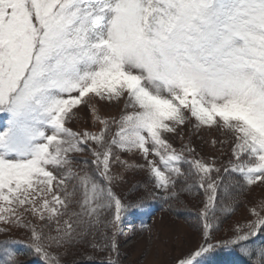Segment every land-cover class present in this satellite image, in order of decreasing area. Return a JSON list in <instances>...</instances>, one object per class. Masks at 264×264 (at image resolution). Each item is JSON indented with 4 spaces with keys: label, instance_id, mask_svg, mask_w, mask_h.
<instances>
[{
    "label": "snow or ice",
    "instance_id": "obj_1",
    "mask_svg": "<svg viewBox=\"0 0 264 264\" xmlns=\"http://www.w3.org/2000/svg\"><path fill=\"white\" fill-rule=\"evenodd\" d=\"M82 109L91 128L74 130ZM0 113V264H64L80 247L121 264L128 216L178 211L182 194L199 200L200 240L175 264H264V196L241 200L264 187V0H0ZM186 125L225 136L211 143L231 145L227 162L175 147ZM128 171L148 179L122 195Z\"/></svg>",
    "mask_w": 264,
    "mask_h": 264
},
{
    "label": "rangeland",
    "instance_id": "obj_2",
    "mask_svg": "<svg viewBox=\"0 0 264 264\" xmlns=\"http://www.w3.org/2000/svg\"><path fill=\"white\" fill-rule=\"evenodd\" d=\"M93 2V0H89ZM123 107V104H108L102 103L100 105L102 115H118ZM8 116L0 113V130L6 126ZM70 127L74 130H80L83 128H91V118L88 114L87 109L81 110V119L73 122ZM183 140L177 135L171 137V140L175 147L180 148L182 144L191 142L193 148L198 153L205 157H214L219 163H223L230 154L231 145H212V140H221L226 137L223 136L218 130L215 129H202L199 132L191 130V125H186L183 129ZM223 149V151H221ZM124 159L134 160L141 162L138 156L124 155ZM78 159L91 160V156L85 154L84 156L78 157ZM126 183H123L117 187L116 191L122 195L129 193L133 188V185L145 182L148 179L146 171H128L124 173ZM143 189L134 192V196H139ZM134 196L129 198H134ZM264 196V187H252L251 191L243 196L244 202L251 205L255 200ZM241 199V200H242ZM182 204H177L178 211L162 210L155 212L152 224L147 227L146 230L141 229L138 231L144 235L129 239L130 235L124 233L119 237L120 241V253H121V264H175L176 260L183 257L185 254L195 249L199 243V233L194 229L193 224L195 223V217L197 209L199 207L198 198H194L189 194H182ZM152 204L146 206L144 209L134 212L126 220H133L135 218L147 219L150 215ZM191 216L190 219H185V216ZM247 215V210L242 204V208L239 212L228 218L222 231L217 234V239H222L226 235H230L228 231L236 220H242ZM124 221V223L126 222ZM124 225V224H123ZM15 237L19 238L24 235L22 230H17L12 233ZM6 237L0 235V240ZM92 250L86 247L70 249L68 254L64 258V264H87L86 261L81 259L83 253H91ZM226 255V253H223ZM93 255L99 257L106 255L105 253H93ZM217 255V254H216ZM230 260H225L222 264H239L241 256L236 253L227 254ZM215 255L208 257L205 264L212 262ZM226 257V258H227ZM35 259V258H30ZM28 264H39L28 263ZM98 264V261H97Z\"/></svg>",
    "mask_w": 264,
    "mask_h": 264
},
{
    "label": "trees",
    "instance_id": "obj_3",
    "mask_svg": "<svg viewBox=\"0 0 264 264\" xmlns=\"http://www.w3.org/2000/svg\"><path fill=\"white\" fill-rule=\"evenodd\" d=\"M229 156H230V154L228 155V157H226L225 159V161L223 162V163H226L227 162V160L229 159ZM222 163V164H223ZM246 196V194L244 195V197ZM243 198V196L241 197V199ZM242 201H244L243 199H242ZM155 205H156V207L158 208V209H160V211H162V210H165V208L161 205V203H159V202H156L155 203ZM242 208V204H241V206H240V208H239V210ZM239 210H238V212H239ZM237 212V213H238ZM236 213V214H237ZM233 217V216H232ZM185 219H190V218H192L191 216H189V215H187V216H185L184 217ZM228 219H226L225 221H224V223H223V226L225 225V223H226V221H227ZM225 257V255L223 254V252H221V253H218L217 255H215V259H214V261H222V260H224V259H226V258H224ZM241 264H247V261L243 258V257H241Z\"/></svg>",
    "mask_w": 264,
    "mask_h": 264
}]
</instances>
